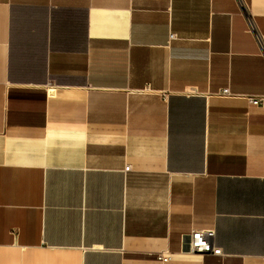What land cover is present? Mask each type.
Masks as SVG:
<instances>
[{
  "label": "crops",
  "instance_id": "crops-1",
  "mask_svg": "<svg viewBox=\"0 0 264 264\" xmlns=\"http://www.w3.org/2000/svg\"><path fill=\"white\" fill-rule=\"evenodd\" d=\"M248 16L264 35V0H0V264H264Z\"/></svg>",
  "mask_w": 264,
  "mask_h": 264
},
{
  "label": "built area",
  "instance_id": "built-area-1",
  "mask_svg": "<svg viewBox=\"0 0 264 264\" xmlns=\"http://www.w3.org/2000/svg\"><path fill=\"white\" fill-rule=\"evenodd\" d=\"M239 4H241V0H238ZM248 30L252 33L261 54L264 58V35H262L259 30L255 27L254 23L252 22V18L248 16ZM175 34L170 33V38H174ZM221 95H230L231 93L227 88H224L218 92ZM247 101L249 104L254 106H262L264 105V95H257V96H246ZM130 169V165L127 164L124 167L125 171ZM214 235L215 232L213 229H192L186 235L185 241V251L190 253H209L216 256H222L223 252L220 247L214 244ZM156 259L165 264L171 260V256L167 252H158L156 255Z\"/></svg>",
  "mask_w": 264,
  "mask_h": 264
}]
</instances>
